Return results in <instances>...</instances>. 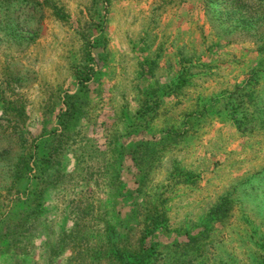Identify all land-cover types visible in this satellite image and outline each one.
Listing matches in <instances>:
<instances>
[{
    "label": "rangeland",
    "instance_id": "374dc122",
    "mask_svg": "<svg viewBox=\"0 0 264 264\" xmlns=\"http://www.w3.org/2000/svg\"><path fill=\"white\" fill-rule=\"evenodd\" d=\"M24 1L0 0V221L2 224L12 216L20 200L33 198L35 204L42 201L43 210L31 230L18 237L19 246L0 257V264H83L74 259L72 247L56 248L61 234L64 232L68 240L67 233L72 236L74 229H81L84 236L79 240L89 244L84 264H96L92 259L108 241L105 227L116 220L111 198L120 184V136L132 130L145 138L156 134L160 139V129L177 121L199 95L209 101L216 93L221 105V90L240 80L252 60L262 59L249 37L224 35L218 28L212 29L209 16L213 17L215 11L207 10L205 0H109L105 8L98 4L93 18L87 6H95V0H47L38 12ZM239 2V9L246 6L257 10L260 5L259 0ZM53 3L69 14L66 21L55 15ZM98 22L107 35L102 52L104 62L109 63L104 66L95 61L104 70L101 82L85 85V92L77 100L78 112L67 114V123L63 124L58 114L68 110L71 96L82 87L78 68L83 69L89 60L85 44L93 30L88 26ZM218 40L226 44L211 50ZM144 58L158 60L153 67L156 77L148 85L157 81L161 85L157 96L162 97L164 105L172 106L153 126L144 115L140 117ZM184 67L190 69L187 75H192V84L178 91L177 98L182 102L175 101L174 106L169 92H163L172 89ZM8 105L26 106L24 122L15 121V110L7 108L9 113L4 112ZM238 119L230 113L206 116L194 135L178 138L174 147L169 144L155 154L162 157L147 179V187L160 188L165 196L170 234L200 226L219 195L237 177L264 171V131L241 132L236 126ZM45 130L44 137L34 139ZM37 142L52 150L58 148L47 163V171L41 163L37 167L30 162V151ZM23 154L31 166L34 163L32 171L27 170L28 188L36 189L33 184L40 180L41 194L24 187L22 177L15 185L12 182L14 167ZM175 168L188 171L190 177L195 176L194 181L179 182L186 174H175ZM256 179V185L264 186ZM163 183L167 186L162 187ZM263 195H245V206L261 232ZM213 251L204 255L206 262L199 264H214L217 256L213 254L219 252L220 257H227V248ZM237 253V259L226 258L228 264L259 262L257 257ZM164 261L158 255L156 264ZM184 264L191 263L186 260Z\"/></svg>",
    "mask_w": 264,
    "mask_h": 264
},
{
    "label": "trees",
    "instance_id": "16d2710c",
    "mask_svg": "<svg viewBox=\"0 0 264 264\" xmlns=\"http://www.w3.org/2000/svg\"><path fill=\"white\" fill-rule=\"evenodd\" d=\"M46 1L25 0L24 3L27 6H32L38 12ZM48 1L53 2V0ZM95 1V6L94 4L87 6V11L91 18L95 15L98 4L102 3L101 6L105 8L109 0ZM259 2V9L252 10V8L246 6L239 9V0H205L207 10L215 11V13L213 12V17L211 14L209 16L212 29L218 28L220 33L224 35H244L249 37L252 45L258 50L259 57L262 59L252 60L253 62L243 71L240 80L232 87L221 90V105L218 104L220 100H216L214 96L216 93L210 95L212 97L209 101L205 100L206 97L204 95H199L195 100L196 103L184 109L177 121L175 120L160 129V132H162L160 139L156 138V134H153L151 138H145L143 134L133 133L132 130L120 136L118 142L120 144L119 153H121V168L118 172L120 184L117 190L113 192L111 198L116 220L107 223L105 227L108 241L105 248H102L92 259L96 261V264H156L158 255L165 259L162 264H184L186 260L191 264H199L200 262H206L204 255L208 253L210 255L215 252L213 250L221 247H223V250L224 248L228 249V252H226L227 257H220V252L213 254V256H217L214 264H228L226 258L229 257L230 260L237 259V252L247 258L252 257L253 259L257 257L259 259L258 264H264V232H261L253 219L252 212H249L248 207L245 206L247 195L257 196L264 194V188L261 190L264 186L256 185V178H258L259 183L264 182V171H260L255 176L237 177L233 184L219 195L200 226L194 229L175 231L172 234H170L168 226V208L163 192H161L160 188L150 190L147 187V179L150 178L151 173L157 166L158 158L162 157L161 155L155 156V154L169 144L174 147V142L178 138L194 135L198 131L197 125L206 116L212 115L215 117V114L226 116L230 113L234 119L236 117L239 118L236 120L238 123L236 126L239 131H264V0H259ZM52 8L55 11V15L63 21H66L69 17V14L57 3H53ZM79 18L81 19V17ZM82 19V22H85V18ZM88 27L93 30L90 39L85 44L86 52L89 53V60L83 69L78 68V72L81 73L82 77V87L77 94L71 96L68 110L65 113L60 112L58 114L63 117L61 120L63 124L67 123V114L71 113L74 116L78 112L79 103L77 100L81 97V93L85 92L83 89H86L85 85L91 84V82L96 84L101 82L104 70L99 69L95 61L97 60L104 66L109 63L104 62L102 52L108 41L106 40L107 35L104 26L98 22L95 26L89 25ZM220 41H216L211 50L226 44V42L222 44ZM93 51L96 54H92ZM138 57H140L139 54ZM157 64L158 60L150 58H144L141 62L143 70L141 78L144 79L143 88L145 90L140 117L144 115L150 126L157 123L162 114L169 113L172 109L171 104L164 105L161 101L162 97L157 96V92L160 93L161 85L157 81H155L153 86L148 85L150 80L156 77L153 67L157 66ZM189 71L188 67H184L183 72L177 75V81L171 85L170 88L172 89L163 92V94L169 92L174 99V106H176V103L180 104L182 102L181 98H177L178 91L181 92L185 86L192 84V75H187ZM88 87L91 91L90 86ZM7 108L16 111V122H24L27 116L25 105L18 107L8 105L4 109V112L7 110L6 114L9 113ZM51 111L53 112V110ZM248 125L250 126L248 127ZM22 132H24V127ZM45 132L46 130L34 137V139L39 140L44 137ZM22 139L25 140V138ZM34 148L29 154L30 162L34 161L37 167L41 163L47 171L49 168L47 163L52 160V157H55L58 148L55 147L52 150L47 145L39 142L35 143ZM141 156H148L149 159L143 160ZM126 160L128 163H126ZM33 167L34 163L31 166L29 161L25 160L23 154L19 158L17 168L14 167L13 184L15 185L17 179L22 177L24 187L28 188L30 177L29 174L27 175V170L31 172ZM22 168L26 169V171L22 172ZM130 168L133 169L132 172H129ZM177 172L186 174L185 178H181L179 182L187 181L189 183L194 181L195 176L191 175L190 177L188 171L175 168V174ZM39 181L37 180L33 184L37 187L36 189H28L41 194L43 187L40 186ZM164 184H162V187L167 186ZM243 184L247 187L243 188ZM257 190H261V193H258ZM260 202L262 203V199ZM262 209H264L263 204ZM42 210V201L35 204L33 198L20 200L12 210V216L10 215L2 224L0 221V257H5L8 253L13 252L15 247L19 246L18 237L31 230V226L40 219ZM23 226L25 228L21 231ZM61 235L62 237L57 241V250L60 251L61 249L72 247L74 259L78 258L84 264V261L88 260V253H85V249L89 247V244L88 241L83 243L79 240L84 236L81 229H74L72 236L67 233L68 240L64 232ZM163 238H171V240L165 242ZM226 239H229V241L226 242Z\"/></svg>",
    "mask_w": 264,
    "mask_h": 264
}]
</instances>
